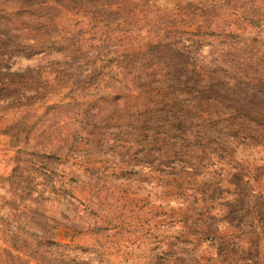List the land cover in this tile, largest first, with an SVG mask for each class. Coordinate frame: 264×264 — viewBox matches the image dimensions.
<instances>
[{"label":"rangeland","instance_id":"obj_1","mask_svg":"<svg viewBox=\"0 0 264 264\" xmlns=\"http://www.w3.org/2000/svg\"><path fill=\"white\" fill-rule=\"evenodd\" d=\"M0 264H264V0H0Z\"/></svg>","mask_w":264,"mask_h":264}]
</instances>
